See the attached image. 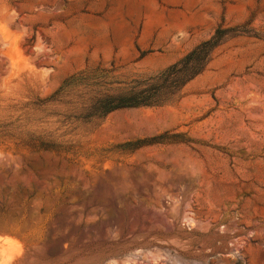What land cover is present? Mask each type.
I'll use <instances>...</instances> for the list:
<instances>
[{
    "label": "rangeland",
    "instance_id": "374dc122",
    "mask_svg": "<svg viewBox=\"0 0 264 264\" xmlns=\"http://www.w3.org/2000/svg\"><path fill=\"white\" fill-rule=\"evenodd\" d=\"M0 264H264V0H0Z\"/></svg>",
    "mask_w": 264,
    "mask_h": 264
},
{
    "label": "trees",
    "instance_id": "16d2710c",
    "mask_svg": "<svg viewBox=\"0 0 264 264\" xmlns=\"http://www.w3.org/2000/svg\"><path fill=\"white\" fill-rule=\"evenodd\" d=\"M208 53L209 52H206V56ZM194 55H196V49H193L169 68V70H171L169 74L171 75V85L173 90L181 88V86L201 72L204 68L207 62L205 56L201 57L199 60V58ZM178 65L180 66L178 67Z\"/></svg>",
    "mask_w": 264,
    "mask_h": 264
}]
</instances>
